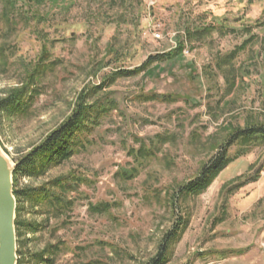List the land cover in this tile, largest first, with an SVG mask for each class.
<instances>
[{
	"label": "rangeland",
	"instance_id": "374dc122",
	"mask_svg": "<svg viewBox=\"0 0 264 264\" xmlns=\"http://www.w3.org/2000/svg\"><path fill=\"white\" fill-rule=\"evenodd\" d=\"M9 96L13 164L76 106L109 108L85 149L16 175L17 189L55 193L57 178L81 179L60 212L42 195L16 202L21 264H143L169 233L164 264H264L263 140L234 142L201 193H178L231 132L264 124V0H0Z\"/></svg>",
	"mask_w": 264,
	"mask_h": 264
},
{
	"label": "trees",
	"instance_id": "16d2710c",
	"mask_svg": "<svg viewBox=\"0 0 264 264\" xmlns=\"http://www.w3.org/2000/svg\"><path fill=\"white\" fill-rule=\"evenodd\" d=\"M218 25V24H217ZM177 44L173 51L162 53L159 57L169 59L175 51H180V46ZM157 59L156 57H149L146 63ZM145 63V64H146ZM144 65V64H143ZM133 71L128 73H133ZM19 99L15 97H7L0 100V108L10 109L12 112L16 111L19 106ZM109 109V108H108ZM106 104L100 102L95 107L87 106L85 108L82 105H78L72 111V113L65 118V120L36 146L31 148L25 155H23L16 163L13 170L14 189L13 194L15 196L17 206L23 199H36L39 195H42V199L55 211L60 212L62 209H66L70 202L65 200V196H62L63 190L71 189L77 185L80 178L73 175H66L57 178L56 185L62 189V191L48 192L46 190H35V189H17L16 188V175H23L27 177H33L39 173H42L45 169L58 165L63 161L69 159L73 154L79 152L83 148L85 149L89 141V135L94 129V125L98 124L101 117L105 116ZM106 110V111H105ZM87 112L89 113L87 115ZM162 137V136H161ZM264 141V124L254 123L246 125L245 127L239 128L231 132L223 144L220 145L219 151L208 160L202 167L200 173L192 180L183 185L178 193L184 194H199L201 193L212 179L218 175L231 161V158L227 156L228 148L234 142H250V141ZM155 144V143H154ZM133 151V148L131 149ZM138 148L135 153H138ZM148 152H145L147 154ZM75 185V186H73ZM107 202L98 204V207H107ZM17 224V221H16ZM167 234L164 240L159 245L158 251L150 260L143 264H164L167 259V247L169 239L171 238ZM234 251V250H233ZM232 251V252H233ZM237 252V251H234ZM238 253H242L239 251ZM34 259L49 262V259H43L41 256H34ZM17 264H21L20 258Z\"/></svg>",
	"mask_w": 264,
	"mask_h": 264
},
{
	"label": "water",
	"instance_id": "95a60500",
	"mask_svg": "<svg viewBox=\"0 0 264 264\" xmlns=\"http://www.w3.org/2000/svg\"><path fill=\"white\" fill-rule=\"evenodd\" d=\"M15 165L0 149V264H17L14 228L16 199L12 183Z\"/></svg>",
	"mask_w": 264,
	"mask_h": 264
},
{
	"label": "built area",
	"instance_id": "2783aa9c",
	"mask_svg": "<svg viewBox=\"0 0 264 264\" xmlns=\"http://www.w3.org/2000/svg\"><path fill=\"white\" fill-rule=\"evenodd\" d=\"M152 4V2L148 4V8L149 6ZM155 26L156 24H152L151 25V28L153 29V31H155ZM153 35L156 37V38H160V34L158 32H153ZM211 264H230L226 261H223V260H217V261H213Z\"/></svg>",
	"mask_w": 264,
	"mask_h": 264
}]
</instances>
